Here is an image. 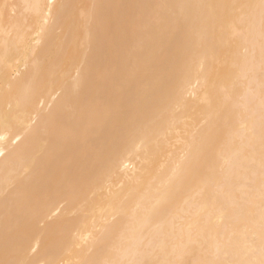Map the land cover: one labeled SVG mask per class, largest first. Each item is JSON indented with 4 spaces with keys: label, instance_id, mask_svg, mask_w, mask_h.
<instances>
[{
    "label": "bare ground",
    "instance_id": "6f19581e",
    "mask_svg": "<svg viewBox=\"0 0 264 264\" xmlns=\"http://www.w3.org/2000/svg\"><path fill=\"white\" fill-rule=\"evenodd\" d=\"M0 264H264V0H0Z\"/></svg>",
    "mask_w": 264,
    "mask_h": 264
}]
</instances>
